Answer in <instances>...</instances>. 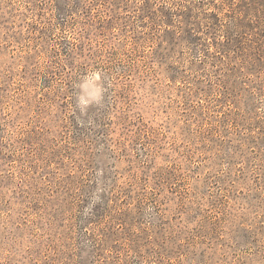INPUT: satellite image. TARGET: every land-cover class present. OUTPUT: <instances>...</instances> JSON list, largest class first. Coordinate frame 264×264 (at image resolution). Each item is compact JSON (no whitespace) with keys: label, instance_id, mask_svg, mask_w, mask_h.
<instances>
[{"label":"rangeland","instance_id":"rangeland-1","mask_svg":"<svg viewBox=\"0 0 264 264\" xmlns=\"http://www.w3.org/2000/svg\"><path fill=\"white\" fill-rule=\"evenodd\" d=\"M0 264H264V0H0Z\"/></svg>","mask_w":264,"mask_h":264}]
</instances>
